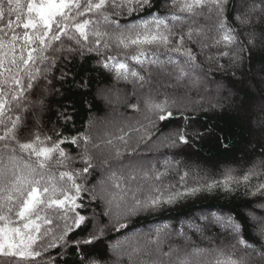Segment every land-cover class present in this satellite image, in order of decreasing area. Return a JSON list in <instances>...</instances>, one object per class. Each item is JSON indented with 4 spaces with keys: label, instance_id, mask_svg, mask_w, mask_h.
Segmentation results:
<instances>
[{
    "label": "snow or ice",
    "instance_id": "obj_1",
    "mask_svg": "<svg viewBox=\"0 0 264 264\" xmlns=\"http://www.w3.org/2000/svg\"><path fill=\"white\" fill-rule=\"evenodd\" d=\"M255 55L264 0H0V264H264V144L251 167L204 182L199 165L176 159L204 138L181 126L190 93L208 94L202 111L223 107L205 65ZM87 71L109 81L97 96L143 114L144 134L102 147L87 132L47 129L58 97L90 88ZM172 166L179 179L165 183ZM241 187L255 198L244 215L210 212L111 242L141 216Z\"/></svg>",
    "mask_w": 264,
    "mask_h": 264
},
{
    "label": "trees",
    "instance_id": "obj_2",
    "mask_svg": "<svg viewBox=\"0 0 264 264\" xmlns=\"http://www.w3.org/2000/svg\"><path fill=\"white\" fill-rule=\"evenodd\" d=\"M142 18H148L147 14L143 17L136 15L125 18L124 22L138 23ZM148 58L153 57L149 55ZM221 63H224L225 67L220 70H217L215 66L209 69L205 65L208 77L213 81L223 83L226 89L237 92L240 97L235 98L232 102H222L223 107L217 110H198L186 113L188 120L184 125H181L188 126L190 130L196 129L204 133L203 139H195L194 146L185 150V156L176 157L181 161L187 158L190 165L193 163L199 165L200 175H206L200 178L202 182L210 180L212 176H218L219 172L225 169H233L239 173L242 169L251 167L252 162L259 159V156L254 153H259L260 145L264 144V125L262 124L261 129L257 126L258 118L264 121V111L254 105L257 90L261 100L264 101V90L260 83V79L264 80V55H255L251 59H245L240 69L228 66L227 61L222 60ZM88 67L89 69L94 68L95 61L90 62ZM77 71L80 70L77 69ZM84 75L91 78L90 88L81 89L79 92H69L62 98L58 97L57 99L61 103L53 104V110L48 114L50 122L48 119L45 120L47 129L56 128L65 136L84 134L85 132L89 134L88 127L92 120L105 116L107 106L104 100L97 96L96 89L106 86L109 81L104 79L100 71H87ZM250 83L253 88L250 87ZM61 111L70 117L67 122L60 115ZM125 111L128 114L134 112L132 109L128 110L127 107ZM177 121H173V124L175 125ZM152 131L155 132L156 129H152ZM24 134L27 135L26 132ZM131 136L134 137V135ZM157 155L172 157L173 150H161V153ZM230 166L234 167L230 168ZM180 170L184 171L185 169L181 167ZM178 179V173H171L165 183L170 181L175 184ZM192 182L190 177L188 185L190 186ZM254 199V197L245 195L243 187L233 193L222 191L214 192L211 195L205 193L188 199L174 210L164 211L156 216H141L135 219L123 234L111 232L109 235L113 237L111 242L120 241L126 235L131 236L137 232L145 234L160 225L177 224L179 221L203 213L215 212L219 215L227 214L234 217L238 214L244 215L249 211L245 205L250 204ZM85 202L87 203V200ZM70 235L73 234L70 233ZM50 254L59 258L56 249H51ZM64 259L70 260L71 258L66 256Z\"/></svg>",
    "mask_w": 264,
    "mask_h": 264
},
{
    "label": "rangeland",
    "instance_id": "obj_3",
    "mask_svg": "<svg viewBox=\"0 0 264 264\" xmlns=\"http://www.w3.org/2000/svg\"><path fill=\"white\" fill-rule=\"evenodd\" d=\"M162 58H166V57H162ZM150 59H152V58H150ZM242 64L240 66H238L239 69L241 68ZM207 79L209 81V89L211 90L213 102H219L220 104H222V102H224V101L225 102L226 101L232 102L235 98L240 97L237 92H235V91L233 92L230 89H226V86L223 83H221V84L224 85V88L217 94L215 91V84L211 83L213 81L212 78L207 77ZM262 79H260V83H261V87L264 90V80H262ZM250 87L253 88L251 83H250ZM255 94H256V100H255L254 105L258 109L264 111V101L261 100L259 91L257 90L255 92ZM207 95L208 94H206V93H200V94H197L196 92L190 93V99H189V101H187V103H188L187 113L196 112L198 110L200 111L201 105H203L204 107H208L207 99L204 98ZM104 102H105V105L107 106V112H106L105 116L101 117V118L93 119L92 122L90 123L89 127H88V129H89L88 131H89L90 136H92L93 139L97 143H100L102 147L104 146V142L106 140L111 139L114 144L120 145L119 144L120 140H118L117 137H119V136L126 137L129 135L130 136L134 135V137L137 138L141 134L144 133V129L141 126L143 124H146L147 121L144 120L142 113L130 112L128 114L125 111V109L127 107L128 110H131V108H129L127 106V104L123 101L116 103V104H109L105 100H104ZM219 108H216V110ZM262 124L264 125L263 119L258 118L257 119V126H259L258 127L259 129H261ZM136 128H140L141 131L140 132L134 131V129H136ZM159 156H161V155H159ZM161 163H163V159L160 160V164ZM233 167L230 166V168H233ZM179 171L182 172L180 169H179ZM171 173L172 174L177 173V167L176 166H172ZM206 174H208V173H206ZM205 176L206 175L202 174V175H199L198 178L200 179V178H203ZM207 214H209V213H203L200 215H207ZM224 216H227V214H224ZM135 234H138V232ZM129 236L130 235L124 236L120 241H125L127 239V237H129Z\"/></svg>",
    "mask_w": 264,
    "mask_h": 264
}]
</instances>
